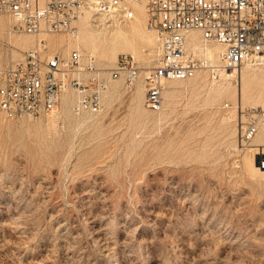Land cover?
Returning <instances> with one entry per match:
<instances>
[{"label": "rangeland", "instance_id": "374dc122", "mask_svg": "<svg viewBox=\"0 0 264 264\" xmlns=\"http://www.w3.org/2000/svg\"><path fill=\"white\" fill-rule=\"evenodd\" d=\"M148 35L152 42L118 56L151 66L157 45ZM6 36L0 77L21 58ZM49 47L65 59L74 50ZM81 53L84 66L95 57L104 77L117 61L101 49ZM248 66L264 72V63L245 64L230 78L234 87ZM138 83L130 90L122 80L100 114L72 108L80 122L60 120L57 131L46 125L53 114L9 119L0 111V264H264V179L246 170L244 158L256 151L242 150L235 125L238 105L264 108L263 98L211 102L193 80L177 84L160 111L144 101L143 113L133 102Z\"/></svg>", "mask_w": 264, "mask_h": 264}, {"label": "built area", "instance_id": "2783aa9c", "mask_svg": "<svg viewBox=\"0 0 264 264\" xmlns=\"http://www.w3.org/2000/svg\"><path fill=\"white\" fill-rule=\"evenodd\" d=\"M140 4L145 7L148 29L157 36V56L151 66L123 53L104 77L95 57L90 56L84 66L79 49L65 59L40 39L2 72L0 111L9 119L49 115L58 109L62 95L74 89L79 95L75 113L97 115L110 81L123 80L131 90L143 78L145 106L157 112L163 108L168 82L187 80L200 71L216 78L225 71L236 78L245 64L264 63V0H0V23L12 20L15 34L76 38L88 14L98 23L102 16L109 24L113 18L130 22L138 16L132 15V8ZM191 32L223 46L219 66L187 48ZM83 72L89 74L86 80L76 77ZM235 112L237 141L242 150L247 149L264 122V108L238 105ZM258 157L264 169V154Z\"/></svg>", "mask_w": 264, "mask_h": 264}, {"label": "bare ground", "instance_id": "6f19581e", "mask_svg": "<svg viewBox=\"0 0 264 264\" xmlns=\"http://www.w3.org/2000/svg\"><path fill=\"white\" fill-rule=\"evenodd\" d=\"M137 7L138 8H132V15L138 16L136 17V19L130 22H120L117 18H113L114 20L111 22V24H109L106 18L102 16V23H98V21L93 20V15L88 14L81 21L80 33L76 38L70 37L68 39H57L54 38L53 35L47 34H42L39 37L27 34H15L11 29L12 20L10 19L2 20V22L0 23V34L2 37H5V35H7L6 37L9 40V44L6 45L15 58L22 56L23 51L32 49L37 46V43L40 39H46V41H48V46L52 44L61 48L66 45L64 49L65 51L63 50L65 56H68L72 49H79L81 52L83 50L85 51V49L91 51L101 49L102 54L106 59L116 61L117 56L121 51L136 52L139 41L147 43L152 42L150 39V35L148 34L155 32H151L147 27L145 7L143 4H140ZM101 26L103 27L101 28ZM112 26H114L115 28L111 29ZM102 30H105L106 32L102 33ZM0 42L2 43L1 37ZM156 45L158 46L157 36ZM187 48L193 51L195 54L203 56L213 66L220 65L221 53L224 51L223 46L216 43L211 44L205 41L199 32H191L189 34V36L187 37ZM201 72L202 71L198 72L194 77L187 80L168 82L164 91V97L173 98L177 93V84L195 80L199 81L200 85H203L207 88L208 99L211 102H218L222 99H230L233 100L232 102H234L236 105L241 103H243L244 105H257L259 103L257 100V95H260L264 101V86L261 87L259 83L262 77H264V72H257L256 69L250 66L246 67L241 71L242 81L238 87H234L232 82L230 81V78L233 75L228 74L225 71L220 73L221 80L217 81L215 79H217L218 77H213L214 80H212L211 82H209L208 80V74L204 75V72L203 74H201ZM140 80H138V82ZM121 82L122 80L110 81L111 89L106 92L108 103H112V101L120 95ZM145 93L146 87L144 86V84L142 82L138 83L136 92L133 97L135 111L143 113L146 112V110L144 109V101L146 100ZM77 99L78 96L76 98L71 90H67L62 95V109H59L58 107L55 112L51 113L53 115L50 116L49 120L46 122L48 129L57 131L60 120H63L69 125H78V123L80 122V118L75 117L72 114V108H74ZM259 131L260 132H258V134L255 136L250 147V150H255L256 152L255 154H251L252 156H246L244 158V165L246 170L253 176L264 179V169L261 167V163L260 167L258 166L257 160L255 159H259L258 155L264 154V123L261 124Z\"/></svg>", "mask_w": 264, "mask_h": 264}]
</instances>
